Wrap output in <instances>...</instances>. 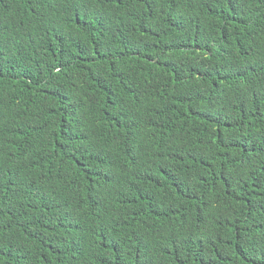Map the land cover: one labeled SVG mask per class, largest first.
<instances>
[{"label": "trees", "instance_id": "1", "mask_svg": "<svg viewBox=\"0 0 264 264\" xmlns=\"http://www.w3.org/2000/svg\"><path fill=\"white\" fill-rule=\"evenodd\" d=\"M0 264H264V0H0Z\"/></svg>", "mask_w": 264, "mask_h": 264}]
</instances>
